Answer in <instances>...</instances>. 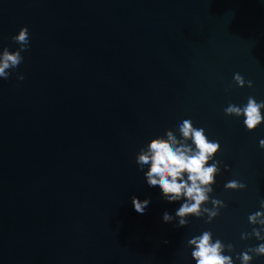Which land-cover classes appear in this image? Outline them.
I'll list each match as a JSON object with an SVG mask.
<instances>
[{"label": "water", "instance_id": "95a60500", "mask_svg": "<svg viewBox=\"0 0 264 264\" xmlns=\"http://www.w3.org/2000/svg\"><path fill=\"white\" fill-rule=\"evenodd\" d=\"M25 26L23 62L0 78V264H196L187 241L204 231L241 264L261 243L241 233L264 199V123L249 132L224 108L264 100V0H0V52ZM185 119L221 145L211 196L227 207L177 228L162 216L183 201L135 157ZM233 179L247 188L226 191Z\"/></svg>", "mask_w": 264, "mask_h": 264}, {"label": "clouds", "instance_id": "9594fccd", "mask_svg": "<svg viewBox=\"0 0 264 264\" xmlns=\"http://www.w3.org/2000/svg\"><path fill=\"white\" fill-rule=\"evenodd\" d=\"M12 41L19 45L15 51H9L5 47L0 52V78L8 79L10 70L17 68L24 57L23 51L30 46L29 30L22 27L17 35L11 37ZM18 80H23L24 75L19 74ZM234 83L243 88H251L253 83L240 73H235ZM264 100L257 101L253 96L247 98L246 105L229 103L224 108V114L230 117H244L243 123L247 131H254L264 123ZM179 138L172 130H166L164 136H158L142 147L136 154L135 160L140 171L146 179L149 187L159 188L163 198L171 202L183 201L180 207L172 215L165 211L162 219L165 223L178 221L175 227H186L189 224L188 217L205 219V223L220 216V210L226 208L224 201L211 196L216 184V177L229 170V166L223 161L215 159L221 150L219 141L209 140L205 129L194 127L191 120L185 119L178 125ZM260 147L264 149V140L260 141ZM211 162V163H209ZM145 166L147 170L145 171ZM247 188L246 183L233 179L224 184L226 191H242ZM212 207H206L207 204ZM134 210L138 214H145L150 200L141 201L132 197ZM260 211L250 214L249 223L253 226L250 232L241 233V240L255 238L261 243L236 255L241 264H252L255 257L264 256V199L260 200ZM168 243L167 240L164 241ZM187 246L192 248L191 256L196 264H235L231 255L225 252H234L232 243L225 244L220 239L213 240L210 231H204L199 236H194L187 241Z\"/></svg>", "mask_w": 264, "mask_h": 264}]
</instances>
